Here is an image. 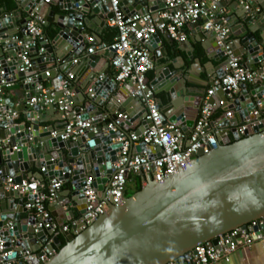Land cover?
I'll return each instance as SVG.
<instances>
[{
  "label": "water",
  "instance_id": "obj_1",
  "mask_svg": "<svg viewBox=\"0 0 264 264\" xmlns=\"http://www.w3.org/2000/svg\"><path fill=\"white\" fill-rule=\"evenodd\" d=\"M213 1L208 0V6ZM13 2V10L9 11L7 5L0 7V84L2 81L11 84L4 87L5 91L23 88L29 100L36 84L51 78L57 93L52 97L49 92L47 97L57 101L62 94L57 75L69 74L75 65L83 62L87 92L79 96L80 104L73 107L74 114L82 119L92 118L97 125L103 124L99 132L87 131L76 140L63 139L66 121L55 104H49L48 109L37 104L23 113V121L17 122L10 117L13 103L10 99L3 100L0 107V236L7 249L14 250L16 255L20 251H36L35 245L47 242L50 232L39 226L40 219L25 206L33 198L31 191L21 194L5 189L2 185L6 177L21 182L33 177L31 169L38 167L49 181L59 179L64 184L71 183V206L76 204L81 216L86 212L87 178H94V187L105 198L114 173L113 163L122 146L119 137L131 128L141 134L151 125V120L142 100L131 94L132 83L122 86L100 68L107 63L112 49L106 50L103 57L89 54L78 60L90 43L87 37L93 38L94 48L101 47L100 30L107 19L113 18L107 0ZM228 4L242 21L236 28H230L228 18L225 25L229 29L228 38L235 37L234 55L246 67L264 73V15L260 21L253 17L256 6L264 8V0H219L216 8L220 10ZM120 6L127 14L150 10L155 16L165 8L162 0H120ZM18 15L20 19L16 18ZM38 16L45 20L44 26L53 27V38L47 33L37 40L32 38L27 23ZM195 27L201 32V40H205L202 46L209 57L224 62L214 76L221 77L226 71L224 48L218 44L215 33L201 29L199 22ZM159 41V33L151 37V52ZM24 58L32 62L27 72L21 70ZM48 67L52 69L46 77ZM179 68L177 65L174 70L169 66L156 68L149 88L165 105L161 111L163 121L175 123L189 136L198 115L188 113L186 107L192 102L199 106V97L192 94L190 86L195 83L192 68L182 72ZM27 77H33L32 82L14 83ZM228 93L218 92L225 105L217 106L214 96L209 100L216 111L225 112L223 117L211 122V127L219 128L217 149L208 154L200 150L199 156L178 173L162 182L149 180L120 205L110 203L109 210L87 228L76 235L69 232L65 245L56 237L59 250L46 262L19 261L18 264H167L171 261L185 264L198 245L208 241L217 244L220 235L237 228L245 229L251 222L263 218L264 126L248 124L243 132L238 127L255 121L256 110L264 114V81L242 84L233 99L228 98ZM138 106L142 108L139 114L134 111ZM50 115L56 116L58 122L48 124ZM104 117L108 119L106 122ZM116 122H119L116 130L109 127ZM140 151L152 157V147L141 143ZM74 217L71 211V218Z\"/></svg>",
  "mask_w": 264,
  "mask_h": 264
},
{
  "label": "built area",
  "instance_id": "obj_2",
  "mask_svg": "<svg viewBox=\"0 0 264 264\" xmlns=\"http://www.w3.org/2000/svg\"><path fill=\"white\" fill-rule=\"evenodd\" d=\"M218 1L215 0L208 6V0H162L165 8L160 9L155 16L150 10L127 14L120 6V0H107L109 9L113 13L110 25L116 29L117 35L112 43L104 44L99 50L93 46L89 47L88 53L94 55L98 52L113 50L112 64L116 69L115 80L122 86L132 83L131 94L142 100L148 111L147 118L151 120V125L139 135L135 131H128L119 137L118 140L122 142V146L117 154V160L113 163L114 173L106 190V197L103 198L99 194L94 187V178L89 176L84 187L87 199L86 212L68 224L55 222L47 208V202L55 201L63 189L64 183L61 180H51L45 190V183L38 178L31 177L17 182L14 177L7 176L2 185L5 189L16 190L21 194L31 191L33 198L25 206L40 219L39 226L48 229L50 234L47 242L39 250L20 251L16 255L14 250L7 249L3 237L0 236V264H18L19 261L46 262L59 250V247L55 245L56 237H66L69 232L78 234L93 220L104 215L109 210L110 203L120 205L124 202L130 174L140 175L143 187L149 180L162 182L189 165L199 156L200 150L208 154L218 148L219 128L211 127V122L216 121L214 118L216 110L209 102L210 98L220 90H224L229 92L228 98L233 99L242 84L264 81V73L246 67L243 60L234 55L232 43L227 35L229 29L225 27L227 20L224 17L219 19L213 11ZM245 9H248V6H245ZM202 17L206 18L204 29L215 33L218 44L224 48L226 71L221 77H215L213 84L208 88L198 118L188 136L175 123L163 121L157 99L153 90L149 88L148 75L155 67L149 40L159 32H166L173 40L182 43L187 40L186 25L196 23ZM44 24L45 20L39 16L33 17L27 23V30L34 40L43 37ZM92 41L93 38L89 42ZM24 63L21 70L27 72L32 62L29 58H24ZM44 74L49 77L50 70L48 69ZM56 78L60 81L59 91L62 93L58 100L47 97L49 92L54 97L55 92L48 89L42 81L36 84L35 89L41 93L36 96L31 95L28 100L29 106L41 104L45 107L51 103L57 105L63 112V120L66 121L61 135L63 139L76 140L87 131H101L102 126L95 124L92 118L82 119L80 115L74 114L71 106L74 97V74L59 73ZM32 80L33 77H27L23 81L28 84ZM10 85L4 81L0 84V107L3 106L4 87ZM222 105H225L224 100L219 101V106ZM9 112L11 118H18L17 112L11 109ZM255 114L257 116L255 121L238 127L240 132H243L248 124L264 126V114L261 115L258 110ZM227 116L230 117L231 113L228 112ZM118 124L119 122L110 123L109 127L116 130ZM141 143L153 148L152 157L146 151L133 152V147ZM158 148H161V151H158ZM260 240H264V217L251 222L245 229L237 228L220 235L217 238V244L208 241L198 245L195 253H190L185 264H218L221 261H229L238 248L251 246ZM167 264L178 263L171 261Z\"/></svg>",
  "mask_w": 264,
  "mask_h": 264
},
{
  "label": "crops",
  "instance_id": "obj_3",
  "mask_svg": "<svg viewBox=\"0 0 264 264\" xmlns=\"http://www.w3.org/2000/svg\"><path fill=\"white\" fill-rule=\"evenodd\" d=\"M207 1V0H205ZM232 5L228 4L224 8L218 10L215 8L213 11L218 15V18L224 17L226 20L230 18V28L231 27H237L242 24V21L240 18L236 17L235 9L234 7L231 8ZM10 11V10H9ZM264 15V8L260 7L259 5L256 6L255 13L253 14L255 21H260L261 17ZM17 19H20V15L16 17ZM197 22L200 23L201 29L204 30V24L206 22V18L202 17ZM228 23V21H227ZM55 26V24H52ZM48 27L50 31H52L51 25L45 26ZM264 28V24L262 25ZM109 28H112L110 25V20L107 19L105 27L101 28L99 36L101 38V44L99 46H103L104 44L108 45L110 42H112V38L110 35ZM187 32V40L190 41V43H186V41L182 44L176 40H173L166 32H159V37L161 41L158 42L155 46H153V53L154 57V69L149 72V74H152L153 77L150 79V81L155 78L156 75V68L160 66H169L172 70L175 69V66L177 65L180 67L178 70L180 72L185 71L187 69H191L192 75H193V81L194 84H191L192 87V94H195V96H198V102L199 106H195V104L192 102L189 107H186V111L191 114H197L199 115L201 104L205 98L206 92L208 88L211 86V82L214 79V76L217 74V72L223 67L224 62L219 61L215 59L213 56L209 57L208 52L203 48L202 42L205 40H201V32L199 29L195 27V23H190L186 25L185 28ZM240 29L237 30V34L240 33ZM92 37H87V39L90 41ZM234 36L229 37V41L232 43L233 50L235 48V44L233 42ZM172 42H174L172 44ZM93 45L91 43H88L86 50L82 53L81 56L78 57V60L82 57H87L89 55L88 48L92 47ZM100 47V48H101ZM99 48V47H98ZM97 48V49H98ZM99 48V49H100ZM98 49V50H99ZM151 52V53H152ZM216 52V49L215 51ZM105 52H98L96 53L98 56L103 57ZM157 53V54H155ZM189 53L193 56V59L190 58ZM112 57L113 52H111L107 58V63L102 64L100 68L102 71H106L109 73L110 76L115 77L116 69L112 64ZM195 59H199L200 62H196ZM76 64V63H74ZM83 62L78 63V65H75V67L71 70L70 73L74 74V80H73V89H74V97L72 99V108L78 107V104H80L79 96L82 95L81 93L87 92L85 88V83L87 80V73L83 69ZM49 70H51V67H48ZM61 73V72H60ZM39 76V75H38ZM149 76V75H148ZM23 80H18L14 82L15 84L23 83ZM48 89L55 92V95L57 91L54 88L53 85V79L49 78L47 80L43 81ZM77 90H80L78 92ZM240 91V90H239ZM239 91L235 94L238 95ZM32 96L37 95V91L33 90L31 92ZM26 92L23 88L19 89H12V90H6L4 99H10L13 103V107L11 110H16L18 113L17 122H21L24 120L23 113L26 112V110L32 109L31 106L28 104V99H26ZM217 106H219V101L223 99V96L221 94L214 95ZM159 101V100H158ZM164 104L160 106V109L164 108ZM57 109L59 110L58 106L56 105ZM45 109H48V106H45ZM45 110L42 109V112ZM95 112H98L97 108H94ZM135 113L139 114L142 112L141 107H137L135 110ZM225 114L224 111L221 109L217 110L215 113L214 118L218 119L219 117H223ZM56 116L50 115L51 120L48 124H54L57 123L58 120H55ZM105 122L108 120L107 117H104ZM101 124L100 126H102ZM136 128H131L129 132L134 131ZM218 130V129H216ZM230 137L233 138L231 133L229 134ZM133 152H140V145H135L133 147ZM33 172V177L40 179L42 182L43 180L50 182L49 179L42 174V169L38 167H34L31 169ZM72 184L68 183L67 186H64L63 189L60 191L58 198L55 201H49L47 202V208L50 211L52 219L59 223V224H68L72 222L74 219L79 217L78 208L76 204L71 206L72 196L70 193ZM71 211L74 212L75 217L71 218ZM43 244L39 243L35 245V248L39 250L42 247ZM218 264H264V240L256 241L251 246L248 247H240L238 248L232 255L229 261H221Z\"/></svg>",
  "mask_w": 264,
  "mask_h": 264
},
{
  "label": "trees",
  "instance_id": "obj_4",
  "mask_svg": "<svg viewBox=\"0 0 264 264\" xmlns=\"http://www.w3.org/2000/svg\"><path fill=\"white\" fill-rule=\"evenodd\" d=\"M5 5H7L9 7V10H13L15 7L13 0H0V7H3ZM43 31H44V33H47L49 38L54 37V32L50 31L48 29V27L43 26ZM109 31H110V35H111L112 42H113L114 38L117 35V31L115 28H109ZM112 42H110V43H112ZM152 77H153V75L149 74V79H151ZM156 99H157L159 107L162 106L163 104L160 101V98L158 96H156ZM128 179L129 180H128V184H127V188H126V194H125L126 197H129V196L135 194L136 192L140 191L143 188L142 177L140 175L130 174ZM43 182L45 183V190H47L49 183L45 180H43ZM67 185H68V183L64 184V186H67ZM60 239L62 241V245H65L67 242V237L60 236Z\"/></svg>",
  "mask_w": 264,
  "mask_h": 264
}]
</instances>
